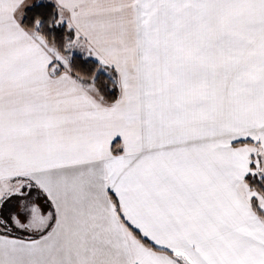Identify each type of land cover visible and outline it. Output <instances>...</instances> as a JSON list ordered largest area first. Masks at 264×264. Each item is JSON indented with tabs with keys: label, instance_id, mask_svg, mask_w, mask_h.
<instances>
[{
	"label": "snow or ice",
	"instance_id": "1",
	"mask_svg": "<svg viewBox=\"0 0 264 264\" xmlns=\"http://www.w3.org/2000/svg\"><path fill=\"white\" fill-rule=\"evenodd\" d=\"M0 264H264V0H0Z\"/></svg>",
	"mask_w": 264,
	"mask_h": 264
}]
</instances>
